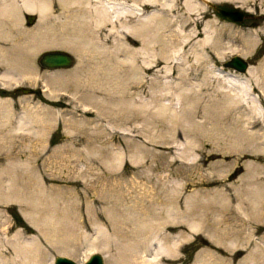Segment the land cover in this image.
I'll return each mask as SVG.
<instances>
[{
    "label": "rangeland",
    "instance_id": "rangeland-1",
    "mask_svg": "<svg viewBox=\"0 0 264 264\" xmlns=\"http://www.w3.org/2000/svg\"><path fill=\"white\" fill-rule=\"evenodd\" d=\"M199 2L206 4L198 30L206 32L184 53L173 45V62L143 71L145 63L117 51V41L110 37L105 47L117 56L107 57L105 70L98 67L103 59L91 54L82 62L62 48L36 55L42 76L60 75L54 98H47L44 83L33 77L0 85L5 92H0V184L7 183L12 171L25 172L24 179L14 181L23 186L24 196L0 200V264H53L57 255L82 263L94 251L105 264L112 258L132 264L130 247L149 233L157 234L152 242L168 233L179 242L178 255L161 258L163 264H264V140L248 139L264 136V101L252 76L245 86L250 99L228 102L220 91L227 71L233 72L223 63L239 55L231 50L247 48L256 36L245 59L255 78L263 80L264 0H192L195 6ZM207 2L252 17L232 22ZM35 20L26 15L29 28ZM214 28L218 37L212 42L208 37ZM158 44L144 55L146 61L160 57ZM132 47L139 48V42ZM49 50L69 52L74 64L43 68L38 58ZM194 51L205 59L196 61ZM18 87L32 92H18ZM91 96L105 101V117L92 111ZM24 113L34 115L37 134L15 129ZM246 180L249 185L240 187ZM166 212L171 220H165ZM184 220L201 226L189 230Z\"/></svg>",
    "mask_w": 264,
    "mask_h": 264
},
{
    "label": "bare ground",
    "instance_id": "bare-ground-1",
    "mask_svg": "<svg viewBox=\"0 0 264 264\" xmlns=\"http://www.w3.org/2000/svg\"><path fill=\"white\" fill-rule=\"evenodd\" d=\"M239 1L243 2L244 0H239ZM202 2H199L198 3L199 5L195 6V4H192V0H0V85L1 87L8 86L9 84L18 85L22 81V78L25 77H33V79L37 78V79H41V81L44 83L46 87L45 93L47 98H52L55 95L56 92L55 85L58 83L60 79V75L57 74L56 72L54 75L50 74L49 77H47L46 75H44L45 77L42 76L40 74L39 67L36 66V64L34 63L36 55L40 51L48 48H62L72 52L74 55L78 57L79 61L82 62L87 58V56H90L91 54L92 57L103 59V60H99L98 67L100 68V70H105L106 68H108V65L106 67V62H109L108 61L109 59L107 60V57L109 55H112L113 57L117 56L115 52H111L105 47L106 41L110 37H113V39L117 41V45L119 46L117 51L119 50L122 54L125 55L131 53L134 56L135 54L137 55V57L140 58L141 62L143 61L145 63L142 68L143 71L152 70L154 67L158 66L162 61H165L167 63L173 62L170 60L169 57L170 56L169 52L173 45L175 44L178 45L181 49H183L182 51L184 53L186 47L194 38L200 36L202 32L204 33L206 32L205 31L206 28L204 30H200V29L198 30V26L200 25L201 12L206 4ZM27 14H33L36 17L35 23L31 28H29L25 22V18ZM215 31L217 32L216 28H214V30L209 33L208 38H213L212 42H214L215 37L217 36V34H213L215 33ZM262 32L264 34V30ZM256 38L257 36L255 38H251L249 40L250 42L248 41L249 45L247 48H243V49L235 48L236 50L232 49L231 52L233 53L236 52L239 54V56L245 58V56H247L250 53L251 49L254 48L253 46L255 42L258 41L256 40ZM135 42H139L140 45L139 48L132 47V45ZM156 43H159L158 45L161 50L160 57L159 58L155 57L151 62L146 61L144 55L147 54V52H149L148 51L149 49L154 48L155 47L154 44ZM200 45H202V43H200ZM216 54L220 56L222 52L216 51ZM193 55H194L193 58L196 61L205 59L204 58L205 56L199 57L196 51L193 52ZM129 57L131 56L129 55ZM186 57H188V55ZM117 59L118 57L116 58V60ZM114 66H116V64ZM262 69H263L262 81L259 80L258 78H255L256 74L254 67L250 65L248 66L247 71L245 72L244 75L235 74L233 72L227 71L225 77L228 81H221V87H220V91L223 92L228 98L227 101L228 102L232 101V103L234 102L237 103V101L241 102L243 98H246V100L250 99L252 93L248 94V90L245 88V86H246V82L250 81L249 78L251 79V76L252 78H254L255 84L258 90H260L262 94V100L264 101V67H262ZM77 70H79V68ZM215 70L222 72V70L220 68L218 69L217 67H215ZM81 71L82 70H80V72ZM108 72L109 71L103 72V75H107ZM56 77H58L59 79H57ZM90 99L93 100L92 102L94 103L92 111L98 117H105L106 112H104L102 107V106H106L105 101L102 100L100 101L99 99H96L94 96H91ZM255 101L256 100L253 99V102ZM84 108L86 111L90 110L87 107ZM32 117H34V115ZM32 117L29 113H24V115L20 116V118L18 119L15 129L17 131L19 130L25 131V133L28 134H37L36 129L34 128V120L32 119ZM176 124L178 125V123H175V125ZM175 125L173 124L174 127ZM42 127L44 126L42 125ZM187 128H185V130ZM11 133L13 134V132ZM249 136L248 139L250 140L252 139L254 142L256 141L260 142L264 140V136L262 135L256 138L253 135H249ZM1 139L4 138L0 136V140ZM7 139L9 140V138ZM171 142L175 143L174 140ZM190 150L193 149L190 148ZM122 161L120 162L122 163ZM8 175H9L8 176L9 180L7 179L8 180L7 183H4L3 185L0 184V200L8 199V197L18 200L24 196V188L23 186L21 187L17 185L16 182L14 181H16L17 179H22L25 176V172L12 171L11 174L8 173ZM241 183L242 185L240 187L242 186L245 187L249 185V180H246ZM225 197L227 198V196ZM225 197L223 199H226ZM219 201H222V199L221 200L219 199ZM239 210L241 211V213L244 214L243 209L240 208ZM166 213L167 215H169V217L167 215H164L165 220L166 221L171 220L172 218H170V213L169 212ZM183 222H184V226L189 228V230H193V231L196 230V232L197 230H199L198 225L201 224L200 222L199 224H197V220H184ZM137 227L138 226L135 227L136 231H137L136 229ZM168 228H170L171 230L173 229L172 226H169ZM100 232H102L101 235L103 236V231ZM100 232L98 234H100ZM155 232L154 233L152 232V234H155ZM150 235L151 234L149 233V236ZM156 235L155 236L152 235L150 236V238L149 236H147L146 238H141L142 240L140 239L139 241L137 239L138 243L137 242L136 243L138 244V246L135 245L136 243H133V245L131 244L132 245V247H130L131 251L135 255V260L132 261L133 262L132 264H163L161 263V258L163 257L172 258L177 254V249H178L177 245L179 244V242L177 240H173L171 238L172 236L170 235V233H168L166 236L163 237L164 238L163 241L162 238L156 242H152L153 240L151 237L155 238ZM44 236L47 238L46 235ZM165 238L167 240H165ZM208 238H212V237H208ZM218 244H220V242ZM93 246L95 245L93 244ZM18 250H20V248ZM25 251L26 248L23 247L22 252L25 253ZM34 251L35 252H33V254L36 253V251L38 254V250L35 249ZM88 251L89 253L92 252L89 249ZM64 253H65V249H64ZM20 261L22 260L20 259ZM24 263H26V260L24 261ZM111 264H124V263H121L116 259L112 258Z\"/></svg>",
    "mask_w": 264,
    "mask_h": 264
},
{
    "label": "water",
    "instance_id": "water-1",
    "mask_svg": "<svg viewBox=\"0 0 264 264\" xmlns=\"http://www.w3.org/2000/svg\"><path fill=\"white\" fill-rule=\"evenodd\" d=\"M207 5H209L220 16L232 22H242L244 19L252 17L251 15L246 14V12H243L241 9L236 7L234 9H226L211 2H207ZM33 19L34 16H27V20L29 22H32ZM38 63L43 68L66 69L70 68L74 64V58L69 52L66 51L49 50L43 52L39 56ZM248 66V61L239 55L230 57L222 65L223 68H227L228 70L230 69L235 74L245 73ZM18 89L22 90L23 93L32 92V89L30 88L19 87ZM53 264H105V259L104 256L98 252L90 254L89 257L82 263H76L66 256L57 255L54 257Z\"/></svg>",
    "mask_w": 264,
    "mask_h": 264
},
{
    "label": "flooded vegetation",
    "instance_id": "flooded-vegetation-1",
    "mask_svg": "<svg viewBox=\"0 0 264 264\" xmlns=\"http://www.w3.org/2000/svg\"><path fill=\"white\" fill-rule=\"evenodd\" d=\"M227 9V8H226ZM16 91H18V92H22V90H20V89H17ZM2 94H5V92L4 91H0Z\"/></svg>",
    "mask_w": 264,
    "mask_h": 264
}]
</instances>
